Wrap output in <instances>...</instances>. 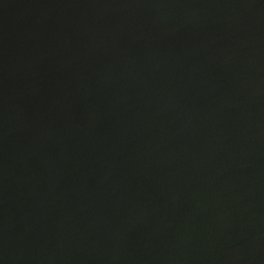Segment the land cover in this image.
<instances>
[{"label": "water", "instance_id": "obj_1", "mask_svg": "<svg viewBox=\"0 0 264 264\" xmlns=\"http://www.w3.org/2000/svg\"><path fill=\"white\" fill-rule=\"evenodd\" d=\"M0 264H264V0H0Z\"/></svg>", "mask_w": 264, "mask_h": 264}]
</instances>
